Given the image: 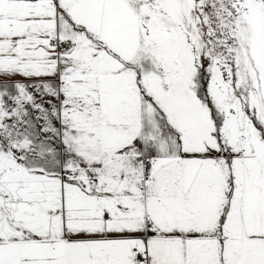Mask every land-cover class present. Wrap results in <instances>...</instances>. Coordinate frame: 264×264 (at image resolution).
Masks as SVG:
<instances>
[{
	"label": "snow or ice",
	"instance_id": "obj_1",
	"mask_svg": "<svg viewBox=\"0 0 264 264\" xmlns=\"http://www.w3.org/2000/svg\"><path fill=\"white\" fill-rule=\"evenodd\" d=\"M0 264H264V0H0Z\"/></svg>",
	"mask_w": 264,
	"mask_h": 264
}]
</instances>
